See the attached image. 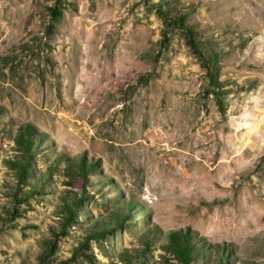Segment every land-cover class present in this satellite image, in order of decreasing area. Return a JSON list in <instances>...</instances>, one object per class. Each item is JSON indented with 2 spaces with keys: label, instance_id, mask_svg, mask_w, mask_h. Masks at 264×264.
Returning a JSON list of instances; mask_svg holds the SVG:
<instances>
[{
  "label": "rangeland",
  "instance_id": "1",
  "mask_svg": "<svg viewBox=\"0 0 264 264\" xmlns=\"http://www.w3.org/2000/svg\"><path fill=\"white\" fill-rule=\"evenodd\" d=\"M173 232L264 264V0H0V264H180Z\"/></svg>",
  "mask_w": 264,
  "mask_h": 264
},
{
  "label": "trees",
  "instance_id": "2",
  "mask_svg": "<svg viewBox=\"0 0 264 264\" xmlns=\"http://www.w3.org/2000/svg\"><path fill=\"white\" fill-rule=\"evenodd\" d=\"M50 13L53 17H59L61 15V11L51 8ZM181 23L184 22V20L179 19ZM167 19L165 18V22ZM200 59L203 61L202 66L207 71L210 70V65L216 67L217 65V59L215 57H204L203 55L199 54ZM212 74V73H211ZM210 75L212 78L213 76ZM213 81H216V79H213ZM33 131L32 128L28 125H25V127L22 129L21 133L17 134L15 136V147L16 150L19 152V155L21 158L19 159H13L8 160L7 164L10 168L15 169V173L17 176V180L19 182H22L25 175L28 172V162H29V156L31 154V148L33 145ZM86 168L84 165L80 162L78 165V170L74 172H70L69 176L80 174L81 176H86L85 172ZM89 170L91 168L89 167ZM76 208L72 207L70 205H65V213L67 214L68 221H71L74 219V210ZM97 234L95 230H91L88 233L87 239H93L96 237ZM170 241L168 244V250L169 252L179 260L180 264H191L193 260V245L191 243L190 235L187 232H173V234L170 236Z\"/></svg>",
  "mask_w": 264,
  "mask_h": 264
}]
</instances>
